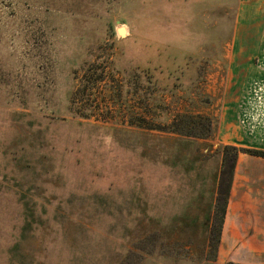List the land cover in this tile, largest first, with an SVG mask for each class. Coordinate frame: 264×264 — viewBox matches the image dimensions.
<instances>
[{"label":"rangeland","instance_id":"obj_1","mask_svg":"<svg viewBox=\"0 0 264 264\" xmlns=\"http://www.w3.org/2000/svg\"><path fill=\"white\" fill-rule=\"evenodd\" d=\"M246 1L0 0V264H215L158 204L213 191L226 102L264 108Z\"/></svg>","mask_w":264,"mask_h":264},{"label":"crops","instance_id":"obj_2","mask_svg":"<svg viewBox=\"0 0 264 264\" xmlns=\"http://www.w3.org/2000/svg\"><path fill=\"white\" fill-rule=\"evenodd\" d=\"M253 1L248 0L241 7ZM257 1L264 3V0ZM252 102H226L212 141L219 159L213 177L207 176L213 179V191L204 186L200 192L187 193L178 187L162 193L158 205L161 206L163 246L210 249L223 161L221 148L235 146L264 151V108L258 105L261 101L257 102V98ZM153 202L151 206H155ZM215 246V264H264L263 158L243 153L238 156L219 242Z\"/></svg>","mask_w":264,"mask_h":264},{"label":"trees","instance_id":"obj_3","mask_svg":"<svg viewBox=\"0 0 264 264\" xmlns=\"http://www.w3.org/2000/svg\"><path fill=\"white\" fill-rule=\"evenodd\" d=\"M241 153L264 159V151L262 150L242 149L235 146L222 147V170L219 177L217 201L215 205V214L211 233V238L216 239V243L219 242V237L228 206L236 163L238 156Z\"/></svg>","mask_w":264,"mask_h":264}]
</instances>
